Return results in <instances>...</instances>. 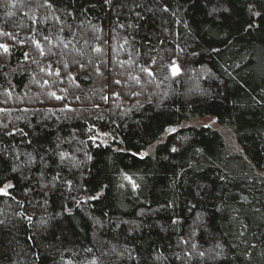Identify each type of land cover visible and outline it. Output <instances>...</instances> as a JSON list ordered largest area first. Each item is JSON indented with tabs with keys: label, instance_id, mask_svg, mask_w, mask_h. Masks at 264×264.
<instances>
[{
	"label": "trees",
	"instance_id": "1",
	"mask_svg": "<svg viewBox=\"0 0 264 264\" xmlns=\"http://www.w3.org/2000/svg\"><path fill=\"white\" fill-rule=\"evenodd\" d=\"M0 44V264H264V0H0Z\"/></svg>",
	"mask_w": 264,
	"mask_h": 264
},
{
	"label": "rangeland",
	"instance_id": "2",
	"mask_svg": "<svg viewBox=\"0 0 264 264\" xmlns=\"http://www.w3.org/2000/svg\"><path fill=\"white\" fill-rule=\"evenodd\" d=\"M192 122V121H191ZM187 123H189V122H187ZM193 123H204V124H210V125H214V126H216V127H218V129L220 130V132L222 133V135H223V137H224V140H225V144H226V147L228 148V149H232V150H238L239 148H238V145H237V143H236V140H235V138L233 137V135L231 134V132L229 131V130H227V129H225V128H223V127H219L218 126V124L215 122V120L212 118V117H210V116H204V117H201V118H199V119H197V120H193ZM166 134L164 133V135H163V137L165 136ZM126 177H128V178H130V180H132L131 179V177H129V176H126ZM9 183H11L10 181L8 182H6L5 184H3V186L2 187H0V188H4L5 187V185H7V184H9ZM8 190V189H7Z\"/></svg>",
	"mask_w": 264,
	"mask_h": 264
},
{
	"label": "snow or ice",
	"instance_id": "3",
	"mask_svg": "<svg viewBox=\"0 0 264 264\" xmlns=\"http://www.w3.org/2000/svg\"><path fill=\"white\" fill-rule=\"evenodd\" d=\"M106 2H107V0H106ZM165 10H167V8H165ZM45 39H47V37H45ZM37 46H39V43L37 42ZM0 48H2L5 52H7L9 49H8V46L7 45H5V44H0ZM41 54H43V53H41ZM27 56H28V54L27 53H25V58L27 59ZM172 72H173V75H175V74H177V72H178V69L175 67V65L173 64V67H172ZM57 74H59V73H57ZM45 83H47V81H45ZM116 83H119V81H116ZM52 95L53 96H55V93H52ZM55 98L56 99H63V97H60V96H55ZM105 99H107V97H105ZM168 133H171V132H174L175 131V129H173V128H169V129H167L166 130ZM106 135V134H105ZM90 139H92V140H95L96 139V137H90ZM170 151H172V152H176V151H178V149H176L175 147H173V148H171L170 149ZM63 153H61V156L63 157ZM142 155H145V154H142ZM89 159H91V157H89ZM127 179H129L130 180V178H128V177H126ZM133 188H135L136 187V185H135V183H133ZM12 187V185L9 183V184H7V185H5V187L4 188H0V194H5V195H7L8 193H7V189L8 188H11ZM173 223H175V221H173ZM193 247H195L194 245H193Z\"/></svg>",
	"mask_w": 264,
	"mask_h": 264
}]
</instances>
